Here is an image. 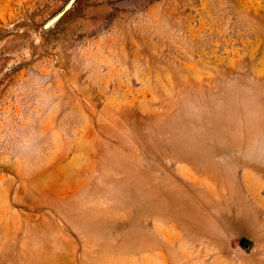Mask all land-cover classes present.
I'll use <instances>...</instances> for the list:
<instances>
[{
  "label": "rangeland",
  "instance_id": "374dc122",
  "mask_svg": "<svg viewBox=\"0 0 264 264\" xmlns=\"http://www.w3.org/2000/svg\"><path fill=\"white\" fill-rule=\"evenodd\" d=\"M0 264H264V0H0Z\"/></svg>",
  "mask_w": 264,
  "mask_h": 264
},
{
  "label": "bare ground",
  "instance_id": "6f19581e",
  "mask_svg": "<svg viewBox=\"0 0 264 264\" xmlns=\"http://www.w3.org/2000/svg\"><path fill=\"white\" fill-rule=\"evenodd\" d=\"M171 195V194H170ZM156 199V198H155Z\"/></svg>",
  "mask_w": 264,
  "mask_h": 264
}]
</instances>
